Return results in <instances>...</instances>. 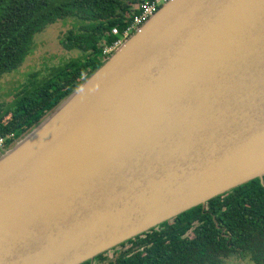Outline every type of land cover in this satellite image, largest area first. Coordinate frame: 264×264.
Returning <instances> with one entry per match:
<instances>
[{
  "label": "water",
  "instance_id": "1",
  "mask_svg": "<svg viewBox=\"0 0 264 264\" xmlns=\"http://www.w3.org/2000/svg\"><path fill=\"white\" fill-rule=\"evenodd\" d=\"M264 177V0H169L0 154V264H83Z\"/></svg>",
  "mask_w": 264,
  "mask_h": 264
},
{
  "label": "trees",
  "instance_id": "2",
  "mask_svg": "<svg viewBox=\"0 0 264 264\" xmlns=\"http://www.w3.org/2000/svg\"><path fill=\"white\" fill-rule=\"evenodd\" d=\"M141 1L0 0V79L17 70L31 52L34 37L58 21L73 22L60 39L61 48L81 53L52 67L40 80L36 74L27 76V84L14 91L12 100L0 104V137L13 134V140L21 139L96 71L106 60L103 45L117 39L111 29L122 32ZM119 247L127 248L117 252L114 264H224L234 257L264 264V177ZM96 258L107 260L106 255Z\"/></svg>",
  "mask_w": 264,
  "mask_h": 264
},
{
  "label": "rangeland",
  "instance_id": "3",
  "mask_svg": "<svg viewBox=\"0 0 264 264\" xmlns=\"http://www.w3.org/2000/svg\"><path fill=\"white\" fill-rule=\"evenodd\" d=\"M72 25L73 22L70 20L58 21L34 37L31 52L22 65L0 79L1 105L8 104L13 98L14 91L27 84L29 79L27 76L30 74H36L37 79L40 80L47 75L52 67L62 65L69 59L81 56L78 51H65L60 46V39ZM224 264L251 263L246 259L241 260L234 257L225 260Z\"/></svg>",
  "mask_w": 264,
  "mask_h": 264
},
{
  "label": "built area",
  "instance_id": "4",
  "mask_svg": "<svg viewBox=\"0 0 264 264\" xmlns=\"http://www.w3.org/2000/svg\"><path fill=\"white\" fill-rule=\"evenodd\" d=\"M168 1L169 0L141 1L135 8V10L138 11L137 14L133 16L131 22L122 32H120L116 27L111 29V34L117 37V39L111 44L103 45L101 54L102 57H104L103 59H107L110 55L117 51L118 48L124 43V41H126L136 31H138L140 27L144 23H146L158 11L160 7ZM7 141H10L9 145L6 144ZM13 142H15V140H13V134L6 135L5 137H0V154L3 151L7 150L6 148L8 146H11Z\"/></svg>",
  "mask_w": 264,
  "mask_h": 264
},
{
  "label": "flooded vegetation",
  "instance_id": "5",
  "mask_svg": "<svg viewBox=\"0 0 264 264\" xmlns=\"http://www.w3.org/2000/svg\"><path fill=\"white\" fill-rule=\"evenodd\" d=\"M168 222V221H167ZM166 223V222H165ZM164 224V223H163ZM162 225V224H161ZM161 225H159V226H161ZM159 226H156V227H154V228H152V229H155V228H158ZM151 230V229H150ZM150 230H148V231H150ZM148 231H146V232H148ZM191 231L192 230H189L188 232H187V234L185 235V237L186 236H189V234L191 233ZM146 232H144V233H146ZM144 233H142V234H144ZM142 234H140V235H142ZM139 236V235H138ZM137 237V236H136ZM127 247H125V248H122V247H119V245H118V247L117 248H113V249H110V250H108V251H106V252H104V253H102V254H100V255H106V257H107V260L106 261H98L97 260V258L95 257L92 261H89V263L90 264H114V260H115V256H116V254H117V252H119V251H124L125 249H126Z\"/></svg>",
  "mask_w": 264,
  "mask_h": 264
},
{
  "label": "clouds",
  "instance_id": "6",
  "mask_svg": "<svg viewBox=\"0 0 264 264\" xmlns=\"http://www.w3.org/2000/svg\"><path fill=\"white\" fill-rule=\"evenodd\" d=\"M13 143H14V142H13ZM12 145H13V144H12ZM12 145H11V146H12Z\"/></svg>",
  "mask_w": 264,
  "mask_h": 264
}]
</instances>
